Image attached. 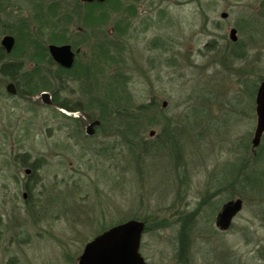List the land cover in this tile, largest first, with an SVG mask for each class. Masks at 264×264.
<instances>
[{"label": "rangeland", "instance_id": "obj_1", "mask_svg": "<svg viewBox=\"0 0 264 264\" xmlns=\"http://www.w3.org/2000/svg\"><path fill=\"white\" fill-rule=\"evenodd\" d=\"M1 1L0 264H77L130 219L148 264H264V0ZM50 42L80 49L71 68ZM229 171L243 207L221 231Z\"/></svg>", "mask_w": 264, "mask_h": 264}, {"label": "water", "instance_id": "obj_2", "mask_svg": "<svg viewBox=\"0 0 264 264\" xmlns=\"http://www.w3.org/2000/svg\"><path fill=\"white\" fill-rule=\"evenodd\" d=\"M82 1L105 2L107 0ZM223 16L225 17L226 14L223 13ZM236 31L235 28L231 29V38L234 40L237 38ZM3 43L6 50L10 52L14 46V37H5ZM49 51L55 61L66 68H71L75 61V55L80 49L74 51L70 44H51L49 45ZM7 90L15 94L14 83H9ZM41 97L45 104L52 103L49 92H43ZM257 113L258 125L253 140L254 146L259 145L261 136L264 133V82L261 84L257 96ZM100 124V120L90 123L85 129L86 134L90 136L94 135L95 126ZM153 134L154 131H151V135ZM242 207L243 201L240 198L229 201L219 214V227L223 230L229 229L233 218L241 211ZM144 230L145 222L138 219H130L111 227L85 245L78 264H147L140 253V244Z\"/></svg>", "mask_w": 264, "mask_h": 264}, {"label": "flooded vegetation", "instance_id": "obj_3", "mask_svg": "<svg viewBox=\"0 0 264 264\" xmlns=\"http://www.w3.org/2000/svg\"><path fill=\"white\" fill-rule=\"evenodd\" d=\"M94 3H98V2H94ZM12 5H10L8 2H4V1H1L0 0V19H1V15L2 16H4L5 17V15L6 16H8V17H10V14L12 13L11 12V7ZM3 21H1L0 20V49H1V53L3 54V55H5L6 57H8V55H10V53L12 52V50L14 49V47H15V45H16V37H15V35H13L12 34V31H10V30H8V26L3 22ZM42 32L43 31H40V29H37V34L36 35H38L39 37H40V34L42 35ZM7 36H12V37H14V46H13V48H12V50L10 51V52H8L7 50H6V48L4 47V43H3V41H4V39H5V37H7ZM232 41H231V45H234V47H237V46H241V44H240V40L238 39V38H236L235 40L234 39H231ZM51 44H56V43H54V42H50V43H48V45H47V47H48V51H49V45H51ZM58 45V44H57ZM249 45H251V44H247L246 42L243 44V46H244V49H243V51L245 52V54H244V56H246L247 57V49H248V47H249ZM261 47V52H263L264 51V39H261V45H260ZM73 48V47H72ZM237 49V48H236ZM74 50V49H73ZM76 51V50H75ZM49 54H50V56L52 57V55H51V53H50V51H49ZM77 54V53H76ZM1 56V55H0ZM261 56H263L262 54H261ZM1 57H3V56H1ZM257 57H259V56H257ZM75 58H76V55H75ZM52 59L54 60V58L52 57ZM55 61V60H54ZM58 65H61V64H59L57 61H55ZM4 65H6V64H4ZM3 65V67H1V71L2 72H4V66ZM264 82V78H262L261 79V81L259 82V85H258V88H257V90H256V99H255V103H256V105H255V115H256V128H255V132H254V137H255V134H256V130H257V125H258V113H257V96H258V92H259V88H260V86H261V84ZM9 85V84H8ZM8 87V86H7ZM50 95H51V93H50ZM52 97V96H51ZM53 102V101H52ZM250 106V105H249ZM252 107L250 106V108H249V116L247 117V120L249 121H251L252 120V115H251V109ZM248 109V108H247ZM263 135H264V133L262 134V136H261V140H260V142L262 141V138H263ZM231 171V170H230ZM228 172V173H224L225 174V177L227 178V180H225V181H223L222 182V184L223 185H225V186H223L222 185V188H221V186L220 187H218L217 188V192H214L213 194H212V197H213V200H216L217 199V203L219 204H222V207H221V209H220V211L218 212V214H217V217H216V219H215V223H216V225L219 227V224H218V218H219V214H220V212L222 211V209L224 208V206L229 202V201H232V200H236V199H238L237 197V195L235 194V190H236V188L232 185V183L231 182H228V181H231V180H233L234 178H231V176L233 175L231 172ZM26 196V195H25ZM243 199V198H242ZM233 220H234V218H233ZM233 220H232V223H231V225L233 224ZM146 227H147V223H146V221H145V229H146ZM231 227V226H230ZM220 228V227H219ZM219 230H221V231H227V230H222L221 228L219 229ZM145 231V230H144ZM142 240V239H141ZM140 247H141V244H140ZM143 257V256H142ZM143 259H144V257H143ZM145 260V259H144ZM146 261V260H145ZM147 263V262H146ZM78 264V263H77ZM148 264V263H147Z\"/></svg>", "mask_w": 264, "mask_h": 264}, {"label": "trees", "instance_id": "obj_4", "mask_svg": "<svg viewBox=\"0 0 264 264\" xmlns=\"http://www.w3.org/2000/svg\"><path fill=\"white\" fill-rule=\"evenodd\" d=\"M47 89V88H46ZM117 104H118V102H116ZM100 120L103 122V119L102 118H100ZM100 126H102V125H100ZM98 128H100V127H98Z\"/></svg>", "mask_w": 264, "mask_h": 264}]
</instances>
